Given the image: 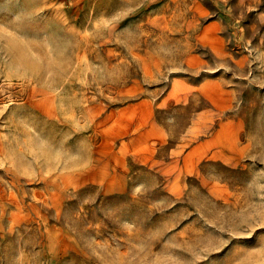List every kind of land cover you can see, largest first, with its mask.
Here are the masks:
<instances>
[{"label":"rangeland","instance_id":"obj_1","mask_svg":"<svg viewBox=\"0 0 264 264\" xmlns=\"http://www.w3.org/2000/svg\"><path fill=\"white\" fill-rule=\"evenodd\" d=\"M0 264H264V0H0Z\"/></svg>","mask_w":264,"mask_h":264}]
</instances>
